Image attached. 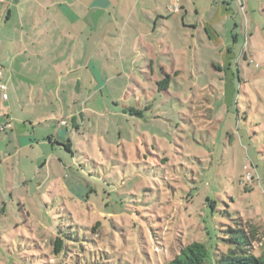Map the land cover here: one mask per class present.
Listing matches in <instances>:
<instances>
[{"label":"rangeland","instance_id":"obj_1","mask_svg":"<svg viewBox=\"0 0 264 264\" xmlns=\"http://www.w3.org/2000/svg\"><path fill=\"white\" fill-rule=\"evenodd\" d=\"M186 2L187 21L201 23V38L182 27L197 48L176 61L183 71L116 76L103 103L76 110L77 129L68 119L70 140L56 142L54 152L9 157L14 149L0 140V264H31L34 240L48 253L49 235L73 221L101 226L80 261L69 264H149L190 241L204 243L215 264L230 227L249 235L254 228L258 253L264 0Z\"/></svg>","mask_w":264,"mask_h":264},{"label":"crops","instance_id":"obj_2","mask_svg":"<svg viewBox=\"0 0 264 264\" xmlns=\"http://www.w3.org/2000/svg\"><path fill=\"white\" fill-rule=\"evenodd\" d=\"M186 1H1L0 83L7 98L0 89V127H10L0 129V140L14 149L9 157L54 152L68 138V119L77 129L76 110L103 103L116 76L183 71L176 61L197 48L183 39L182 27L201 38V23L187 21Z\"/></svg>","mask_w":264,"mask_h":264},{"label":"trees","instance_id":"obj_3","mask_svg":"<svg viewBox=\"0 0 264 264\" xmlns=\"http://www.w3.org/2000/svg\"><path fill=\"white\" fill-rule=\"evenodd\" d=\"M160 83L166 86L167 79H163ZM66 142H69V140ZM64 146L69 149L68 144L65 143ZM156 157L158 158L157 161L162 163V165L168 161L166 156L157 154ZM156 218L159 219L158 217ZM73 222L58 225L52 235H49L48 253L41 248L39 240H34L37 250L33 251L31 255V257H34L31 264H69L72 259H76L75 261L79 262L87 251V247L90 248V243L94 242L93 238L100 234L101 223L100 220H97L92 226L86 227L77 224L75 221ZM152 228L155 229L156 227ZM228 231L230 236L226 239L228 243L227 251L218 254L215 264H264V242L261 243L258 253L252 250V241L256 236L254 228L251 230L252 233L250 235L239 227L236 229L230 227ZM152 239L157 240L155 236H152ZM158 248L157 246L154 252L158 253V251H161ZM49 255H51L52 261L54 260L53 262H50V259L48 260ZM42 257H45V260ZM148 262L149 264H209L206 246L199 241H190L180 246L170 259L161 261L157 255L153 262Z\"/></svg>","mask_w":264,"mask_h":264},{"label":"built area","instance_id":"obj_4","mask_svg":"<svg viewBox=\"0 0 264 264\" xmlns=\"http://www.w3.org/2000/svg\"><path fill=\"white\" fill-rule=\"evenodd\" d=\"M1 1H3V0H0V2H1ZM168 9H172V10H173V8H172L171 6H168ZM174 9H176V6L174 7ZM0 89L2 90V98H3V99H6V98H7V93H6V91H5V85L2 84V83H0ZM61 123L64 124L65 121L62 120ZM8 127H10V124H9V123H7V124H5V125H2V126L0 127V129L4 130L5 128H8Z\"/></svg>","mask_w":264,"mask_h":264}]
</instances>
